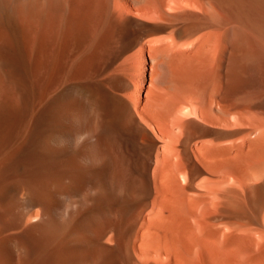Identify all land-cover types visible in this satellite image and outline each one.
Segmentation results:
<instances>
[{
	"label": "bare ground",
	"instance_id": "bare-ground-1",
	"mask_svg": "<svg viewBox=\"0 0 264 264\" xmlns=\"http://www.w3.org/2000/svg\"><path fill=\"white\" fill-rule=\"evenodd\" d=\"M0 264H264V0H0Z\"/></svg>",
	"mask_w": 264,
	"mask_h": 264
}]
</instances>
